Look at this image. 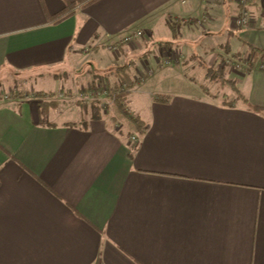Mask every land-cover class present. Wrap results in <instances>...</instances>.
<instances>
[{
    "label": "crops",
    "instance_id": "obj_1",
    "mask_svg": "<svg viewBox=\"0 0 264 264\" xmlns=\"http://www.w3.org/2000/svg\"><path fill=\"white\" fill-rule=\"evenodd\" d=\"M249 4L236 28V0H0V264H264V0ZM230 38L238 99L203 69ZM149 40L157 70L199 68L198 85L128 92L140 130L92 119L79 96Z\"/></svg>",
    "mask_w": 264,
    "mask_h": 264
},
{
    "label": "rangeland",
    "instance_id": "obj_2",
    "mask_svg": "<svg viewBox=\"0 0 264 264\" xmlns=\"http://www.w3.org/2000/svg\"><path fill=\"white\" fill-rule=\"evenodd\" d=\"M136 41L137 40H135L132 43H129L128 45H132L134 47H137ZM219 41H221V40H219ZM236 43L237 42H235V40L230 38V43H228V40H227V43L224 44V49L218 51V53L221 54V56L223 57L224 60H225V58H231L233 55H235V53H236L235 44ZM157 48L159 49V43H156V42L149 40L148 43H146L145 49L143 50V52L139 56L136 57L138 62H135V63L138 66L136 68L134 67L132 69H130L128 67L126 68V70L130 69L129 72L131 73L132 77H134V81L136 82L134 88L129 91L130 93L132 92V95H131L132 98L133 97L134 98H141L140 94H146L147 96H151V95H155V96L161 95L162 96V95H168V94L181 93V92L186 91V90L190 91V88L194 87L193 84L198 85V83H196L195 81L200 82V80H199V75H200L199 68H196L194 71H192L193 69L189 70V68L181 69V70L176 69L175 71H171V72L168 71L170 73L173 72L174 74H175V72L178 73L176 75H166L167 71L163 73V72L157 70V68H160L158 66L159 58L160 59L162 58L161 53H155L157 51ZM175 50L176 49L172 50L171 52H169V54L165 53L163 59L164 60L168 59L171 56L170 54L175 52ZM182 56L184 58L183 53H182ZM163 59H162L163 65L161 64V67H167V66L171 67V66H174V65H176L182 61V59H181L180 61H175L173 63L166 64V63H164ZM198 62L201 63L200 61H198ZM89 66H91V65L89 64ZM90 68L92 69V66ZM144 68L153 69L155 72L154 75L152 77L147 78L144 82H142L143 80H136L135 79L137 76L136 70L140 69V70L144 71ZM203 69H205V71H207V72L213 73L211 71V68H209V69L203 68ZM236 73L238 74V72H236ZM167 76H172L171 81H169V77H167ZM145 77H148V76H145ZM173 77H175V79ZM210 90L211 91L217 90L220 92L226 91V93L231 94L230 97L233 96L232 93H235V96H237V93L233 92V90L228 88V87L226 89H223L220 87L215 89L212 86H210ZM193 91L195 92V90H193ZM153 93H155V94H153ZM222 94L223 93H220V96H222ZM128 98H129V95H127V97H126V104H127V107H128V105H130V107H131V104L128 102ZM64 99L68 100L69 98L66 97ZM135 103H137V102H135ZM113 113L114 112L112 110V107H110L109 114L112 116ZM117 116H119V118H120L119 121L121 123L126 122V120L124 119V117L121 116L120 113ZM105 121H109V117H106Z\"/></svg>",
    "mask_w": 264,
    "mask_h": 264
},
{
    "label": "trees",
    "instance_id": "obj_3",
    "mask_svg": "<svg viewBox=\"0 0 264 264\" xmlns=\"http://www.w3.org/2000/svg\"><path fill=\"white\" fill-rule=\"evenodd\" d=\"M247 1V5L250 8V4H249V0ZM119 44V43H118ZM89 50V49H88ZM90 51V50H89ZM249 53L250 55L248 56V58H246V63H247V67H245L246 70L250 69L252 66H254V63L256 62V55H255V50L250 48L249 49ZM250 57V58H249ZM228 62L223 60L222 63L219 65V67H214L211 68V71L214 73H209L210 77L213 78L214 82L219 83L221 85H226L228 87H230L232 90H234L237 93V99L240 97L239 95L241 94L239 89L236 87V82L234 80H231L228 78ZM126 68L120 69L118 71H120L121 76L119 78V81L116 82L115 84H113V86L111 85V83L108 81V79L106 77H100L104 78L108 85H109V90H110V101L112 103L111 107L113 110V115L111 117L110 114H107L108 116H110L113 120L117 119L116 117L119 118V116H117L119 113L121 114L122 117H124V119L127 121H130L134 124H139L140 120L133 118L128 112H127V104H126V97L128 92L132 89V83H136L135 81H131V77L129 75H124V71ZM123 74V75H122ZM97 79V81L99 80ZM129 80V82H128ZM94 85V83H91ZM112 87V88H111ZM39 97H49V98H53L54 94H38ZM226 100H224V104H233V100L234 99H230V98H225ZM83 105V109L85 110V112L87 113H91V118L92 119H102V118H106L108 117L107 115H105V113L103 112V109L100 107V105L98 103H93L91 106H87L85 104H83L82 102H80ZM119 112V113H118ZM139 130L144 127L142 124H139Z\"/></svg>",
    "mask_w": 264,
    "mask_h": 264
},
{
    "label": "built area",
    "instance_id": "obj_4",
    "mask_svg": "<svg viewBox=\"0 0 264 264\" xmlns=\"http://www.w3.org/2000/svg\"><path fill=\"white\" fill-rule=\"evenodd\" d=\"M237 4L240 5V13L237 17L234 18V25L236 28H246L250 25L252 22V14L251 9L247 5L246 0H236ZM143 39L144 33L142 31L136 32L134 35H127L123 38V42L126 44L132 43L137 39ZM109 50L113 53H116L119 51V45L114 44L109 46ZM89 52V50H87ZM171 56L168 59L164 60V63L169 64L173 63L175 61H180L183 56L181 51L175 50V52L170 54ZM168 56V55H167ZM154 70L153 69H147L144 68L143 70H136V80H145V76H153ZM84 93H82L79 96V100L87 105L91 106L93 103H98L100 107L103 109V112L105 115L109 114L110 107L112 105L110 101V90L107 81L104 78H101L97 81L96 84H89L87 88L85 89ZM59 99L64 100L66 98L65 93H59L58 95ZM134 143H138L139 139L137 137H133Z\"/></svg>",
    "mask_w": 264,
    "mask_h": 264
}]
</instances>
